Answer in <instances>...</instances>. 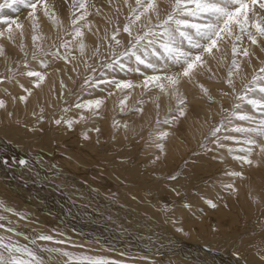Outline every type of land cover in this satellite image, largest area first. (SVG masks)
<instances>
[{"label":"rangeland","instance_id":"374dc122","mask_svg":"<svg viewBox=\"0 0 264 264\" xmlns=\"http://www.w3.org/2000/svg\"><path fill=\"white\" fill-rule=\"evenodd\" d=\"M2 2L3 0H0V3ZM128 2L133 6L135 5V0H128ZM156 2L160 9L161 16L171 11V8L174 4V0H156ZM48 3L49 8L55 11L60 22L56 23L55 21L50 19L44 14L43 9L38 6L36 15L39 17V26L35 30H33L32 27L33 21L31 17H29L30 10L25 8L23 5L17 6L18 11H13L12 9H4L3 13L0 14L9 19H16L19 23L23 24V31H25L22 35L19 34V30L14 31V39L8 40L7 25L0 23V31L5 32V36L0 37V46H2L3 49H11L13 50V53H15L12 59H10L11 61H6L7 59L3 60V56H0L2 58H0V77L4 78L3 80H0V99H3L4 101L7 99L5 103H7L8 101L11 102L12 100V102L15 101V104H20L21 106H23V112H25L26 114L25 115L24 113H22L21 117H18L13 121L15 124L14 126H18L17 129L19 130L18 131L15 127L12 128V130L14 131V133H12L14 134L13 137L10 133L7 132L11 128L10 123L6 121H0V141L5 142L10 146H14L15 149L17 148V150L19 149V152L24 154L23 158H27L30 155L31 162L32 160L34 161L32 163L34 164L35 168L43 166L42 163L46 164L47 161V164L50 165L49 170L52 169L55 172H62L65 174H69L70 176H73V173L74 176L77 174L75 176L77 177L76 179L79 181L81 180V183L84 187L86 186L85 188H87L88 191H96L94 193H97L98 195L100 193L101 197L103 194H105L106 196L104 195L103 198L107 199V201L108 199H113V201L117 200V202L123 203L129 206V208L135 209L136 211L143 214L146 212L148 213V209H150L149 212L151 214L149 213V215L152 217H154V214L151 211L153 207H159L160 205H162L164 208V212L166 211V213L169 212L170 214H172L171 218L170 216V219L166 217L165 221L171 224L170 226L172 231H174V234L179 236L180 238H183V240H193L196 235H193V231L196 228H199L197 236L200 240L196 239V242H204L203 240H206V238L209 236L211 243L209 244V247H212L224 253L230 251V253L232 254V256L230 257H233L235 258V260H237V263L235 264H264V260H262V257H264V153H260L261 156L260 154L257 155L258 149L253 152L251 158L254 161L258 160V164H254L253 166L242 164L238 159H236V157L245 154L242 149H246L248 145L243 141H245L249 137L245 134L235 133L231 131V128L235 126H253L251 122L241 121L233 115V112L236 110L235 105L240 104V112L252 115L257 119H259L261 115L260 112L253 108V106L249 105L246 101H242L237 98L242 94L245 85L249 84L252 77L258 74L259 68L264 67V58H260L258 53H256V50L258 51L257 47L251 45L250 42L246 39V36L245 39L239 43V46L241 47H248L250 52H254L255 50V58L258 56L259 59H255L258 64L254 67V62L251 61V67L254 72H251L252 74L250 76H248L247 78H239V81L234 80L235 90H232L230 86L226 84L227 72L229 67L231 66L232 59L231 44H229L227 48L222 49L220 54H216V60L210 61V65L212 66L210 67L212 69V73L214 74L211 79L209 78L208 72L205 70L201 73V76L199 75L194 77L192 80H186L185 82L183 81L178 95L161 92L158 88L155 87H151L147 90L143 89L142 87L138 88L139 86L132 90H117L115 89L114 85L101 84L99 87L85 85V79H115L117 81L131 80L135 85H141L145 76L159 73H154L153 70L146 69L143 65L138 66L140 68V72L129 70L137 67L134 61H126L127 66L123 70H121L118 66L114 69L105 68L101 63V60L105 56L110 55V52L106 47L108 41L103 40L105 31L110 36L116 26L122 27V25L126 23V17L129 15V8L124 3V0H111V3L109 2V0H48ZM80 4H84L85 7H78ZM117 8L119 10H117ZM254 11H258V6H256ZM259 14L264 15V11L259 12ZM74 15H84L85 19L83 21H80L81 28L85 33L83 38L84 42L86 41L87 44L89 39V42L92 43L91 50L93 51L99 45L101 53L100 57L93 58L91 56V53L81 54L79 50L80 39H73L72 35L73 25L71 24V21ZM249 15L251 17L252 13H249ZM102 21H104V24ZM100 22L103 24V26H100ZM95 25L98 27H95ZM13 27L15 29V26ZM89 29H91V31H89ZM34 36L39 37V39L34 41ZM89 36L92 38H90ZM117 38L121 40V46H119L117 50H120V48L127 46V42L129 40L127 33H123L121 31ZM65 40L70 41V48L67 50V52L63 47H61ZM37 45H39V47H37ZM57 48H59L61 56L67 54L70 57L69 61H65L62 58H58L52 55V53L55 52ZM33 52H35L36 54L35 60L32 59ZM25 60L27 61V67L24 66ZM238 60L241 65L242 63L246 62L244 61L246 60V58H244L243 56L238 57ZM41 61H43L44 63L42 64ZM44 64H47L46 68L44 67ZM93 68L95 69L94 72L92 71ZM9 69H17L16 73L14 74V78H12L13 73H10ZM29 70L39 71L45 75V80L41 83L39 88L35 87V80L37 78L22 75V73H26ZM215 70L219 71L218 74L215 73ZM170 71H179V68L171 67ZM61 82H63V85H65L66 87H62ZM200 84H203L209 89V93L207 95L201 91L199 87ZM21 85H23V87H21ZM46 86H48L49 94L42 92V97L39 96V98L35 100L36 103L33 102L31 106L27 105V102L19 100L20 96L26 94L24 89H29L32 92L31 96H33L37 92H39L41 88ZM211 88H216L215 90L213 89L215 94H218L216 97L214 94H212L213 90H211ZM110 92L111 94H109ZM224 93L228 94L224 95ZM260 95L261 94L258 91L249 93V98H259ZM125 96H127L128 98L122 106L120 102L122 99H124ZM162 96H169L168 98H171V101H169L168 105L166 104L165 107L163 106L164 108H159L158 106H156L160 110L155 107L156 111L154 113L155 116L153 115L154 117H150L146 121V123H142L141 126L139 124L137 128L132 131L125 132V130L121 129L120 127V129H118L119 125L117 124L120 123L118 121L128 119V121L125 120V122H130L138 115H143L145 107L151 106L153 104V101ZM190 97L196 98L198 101L208 105L209 110L211 109L210 112L212 114L210 116V121L213 122H210V126L212 127L210 131L221 122H225L226 126L229 127V132L218 135L221 136V139L225 134L233 135L237 139L232 141H223V143L225 144L224 148L213 146L209 143V140H207L208 142L205 140L206 142L204 144H206L205 146H207V149L214 148V150H206L204 153L200 152V148H198L199 146H196L194 144L190 151L188 149H184V151H182L184 153H181L179 155L181 159L178 162L177 168L180 165L184 167H182V169L180 168V171L174 173L175 175H177L178 180L175 182L169 181L167 177L173 174L168 173L167 175V172L163 170V175H166L162 177L167 180L166 182H164L165 186H169V189H165L167 192L166 195L167 197H171L168 202L170 203V205L168 206L163 205V203L160 204V199H158L159 195L157 198L155 194H151V196H148V199H143L139 195L142 202L148 201V203L143 202V205H141L139 202H136L135 200L133 201L130 198H128L130 200L124 199V197H121V195H118V193L115 195V193H112V190H110L107 186H104L105 184H102L105 182L103 180V177H106L107 179L112 180L113 182L115 181V183L122 185V190H125L127 192V190L129 191V188L127 187V183L125 184V182H127V178L124 175L125 171L131 170L134 172L135 170H139L141 172L142 170L140 168L142 167V169L145 168L144 172L149 171L152 173V170L157 169L158 171L159 168L161 169V167L166 166L168 161H165V156L167 146L170 142V140L168 141L169 135L171 133H174L175 131H179V129L177 128V124L173 123L169 125L166 124L165 121L168 120L171 115L177 112V109L180 106L179 99L181 98H186L185 110L188 113L189 108L191 110V104L189 103ZM96 98H102L104 102L111 100V103L107 108L108 112L106 114H102V112H100L101 109L98 110V114H94V112H90L88 110L85 111L86 109H78L75 107V104L77 103H84L88 100ZM217 102L219 104H217ZM102 106L104 107L105 103ZM122 107L123 111H121ZM12 108L13 106L10 107V110H12ZM138 109H143V113L141 111H138ZM1 110L2 109H0V111ZM34 112L36 113V115H33ZM40 116H42L43 119L38 121V117ZM81 116H84L83 120L80 119ZM107 117L110 119H108ZM56 119H61L62 123L60 125H56L54 123ZM229 119L231 120V125H227V120ZM67 120L74 121L71 128H68L67 124L64 123ZM108 124L112 125L110 126L111 128H109ZM101 125L104 127L107 126V130H104L105 132L103 131L102 133H97L94 129L99 128ZM165 131H167L169 135H167L166 137H161L160 133ZM87 132H89L90 134ZM17 134L19 136H17ZM85 134H87L88 139H85ZM251 138L256 139L258 143L264 144V137L253 135ZM199 142L200 144H202L204 141L199 140ZM158 144H162L163 148L157 147ZM64 146H67L69 148H66ZM79 146L82 147H80V149L83 151L76 152L71 151L70 149L72 147L78 148ZM93 149L95 151H93ZM229 149H232V151H229ZM100 150H102V153H100ZM40 151L42 154L40 153ZM104 154L106 155L104 156ZM193 154L199 155L197 158L191 160ZM189 155H191V157ZM157 156L160 157L158 161L155 160V157ZM19 157L13 158L14 160L16 159V161L14 162L17 163L21 159V156ZM87 159L89 160L87 161ZM62 160H64V162ZM71 161L76 163H73V165H69L68 163H71ZM114 163L116 166L114 165ZM122 165L123 168H121ZM27 166L23 167V169H21L22 167L19 168L20 171L18 172V174L21 175L22 180L24 179L25 181L26 174L32 175L33 173L34 176H32L34 178L31 179L26 177L27 179L25 182L32 181V184H35V190L39 189L38 191L40 193L42 191V188L40 187V184L43 181V177L41 175L42 173H40L36 169H32V167L30 169L29 165ZM74 166L76 167V169ZM95 167L98 168L96 169ZM93 169H96L95 173H93ZM97 170H99V173ZM235 171L242 172L243 176L235 177L225 174ZM111 174L112 177L110 176ZM157 177H159V175H157ZM94 180L96 182H93ZM228 184H232L234 186L233 189L226 188L225 186ZM174 188L180 191V196H177L173 191H170V189ZM45 193L46 192L44 191L41 194L46 195ZM8 198L11 200H8ZM236 198L238 201L235 200ZM208 200L216 203L217 208H211V206L207 202ZM128 201L130 204L127 203ZM19 202L22 203L23 200H18V198L12 197L11 195L7 194V191L1 189L0 187V206L5 207L3 213L8 212L7 214L17 215L14 211H16V209L19 210V207L27 209V203L23 202V205H20ZM52 202H54V200ZM12 203L14 205H12ZM186 204L190 205V207H185ZM9 205L11 206L8 207ZM56 205L58 206V204L51 203L52 207ZM1 208L2 207H0V210ZM173 213H176V215L174 216ZM27 222H33L34 224H36L29 226L27 225L28 230L32 229L31 227L36 226V229H39L38 231H35L36 234H42L44 232L43 234L45 235L50 234L53 237L55 236L51 242L49 241L50 244L53 243L55 245H49L47 241H45L44 244L41 243L39 245V241L36 242V245H33L30 241H21L30 247L39 246V248L46 247L48 249H59L61 243H56V241L63 240L65 242L64 245L61 244L62 247L65 246L68 242L69 245H67L66 247L70 246V249H73L74 247L75 250L77 249V247H79V249H90L87 248V239L83 235H81L77 230L73 228L70 229L69 227L63 225L60 221H58V219L53 218L50 215H47V217L40 215L39 218L37 216L32 217V219L27 218ZM206 222H208V224ZM252 226H254V228H252ZM45 228L48 231H46ZM49 229H52L53 232ZM179 229H183V231H180ZM61 236H63V238ZM55 238H57V240ZM238 238H240V240L238 241V243H235ZM74 241L75 243L74 245H72L71 243ZM82 241H84V243ZM80 242H82L83 244L81 245ZM91 245L93 251L94 249H97V251H99L100 248L96 244L91 243ZM125 248L126 247H119V249H116V252L110 251L112 252H109L108 254V257L111 256L110 258H107L105 254H103L102 256L105 260L110 259L109 262L111 264H118L121 258H127L129 264L198 263L186 260V258H184L180 254L164 256V253L162 254V252L157 249H151L150 251H146V249L143 251L141 250L140 252L138 248H135L134 250ZM45 252L48 256L45 255L46 259L44 260L46 263L44 262V264H66L67 262H71V260L69 261L67 259V256L65 257V255V258L61 257V255L63 254L60 252L55 253V255H53V253L51 254V256L46 250ZM54 257L57 259H55ZM54 260L55 262H53ZM75 264L80 263L76 262ZM229 264H233V262Z\"/></svg>","mask_w":264,"mask_h":264},{"label":"snow or ice","instance_id":"6c2138e0","mask_svg":"<svg viewBox=\"0 0 264 264\" xmlns=\"http://www.w3.org/2000/svg\"><path fill=\"white\" fill-rule=\"evenodd\" d=\"M111 3V0H109ZM124 3L129 8V15L126 17V23L121 26H116L109 36L105 31L103 36L104 41H108L106 47L110 52L109 56H105L101 63L105 68L119 67L121 70L125 69L126 61L137 65L134 69L136 72H140L139 65H143L146 69L153 70V75L145 76L141 85H135L131 80H115V79H85L84 84L99 87L101 84L114 85L117 90H132L136 87H142L147 90L151 87L158 88L161 92L178 95L180 87L183 81L192 80L194 77L199 76L205 70L209 74V78L214 75L210 67V61L217 59V53H221L222 49L227 48L231 44V66L227 72L226 84L230 86L232 90H235V83L233 79L234 72L241 71V63L238 57L243 56L249 60L255 54L250 52L248 47H241L239 43L246 39L251 45L256 46L261 54H264V15H260L259 12L264 11V0H174V4L171 11L161 16L160 9L156 0H135V5L129 4L128 0H124ZM23 5L29 9V17H31L33 24V30L39 26V17L36 15L38 6L43 9V12L50 19L59 23L55 11L49 8L48 0H3L0 3V14L4 9H12L18 11L17 6ZM258 6V11L254 9ZM78 7H85L84 4H80ZM117 10H119L117 8ZM99 11V10H97ZM249 13H252L250 17ZM143 17V19H142ZM85 19L84 15L73 17L71 24L73 25V39L80 38L79 50L81 54L85 52L84 31L81 28L80 21ZM0 23L7 25V39H14V31L19 30V34H23V24L19 23L16 19H9L3 15H0ZM15 26V29L14 27ZM91 31V29H89ZM127 33L129 40L126 47L120 48L121 40L117 37L120 32ZM5 32L0 31V37H4ZM39 37L34 36L33 40H37ZM39 47V45H37ZM66 52L70 48V41L65 40L61 45ZM4 49L0 46V56H3ZM27 55V54H25ZM53 56L62 58L65 61H69L70 57L67 54L61 56L59 48L52 53ZM99 45L92 53L93 58L100 57ZM259 59V57H256ZM32 59H36V54L33 52ZM43 64L44 62L41 61ZM24 66L27 67V61H24ZM47 67V64H44ZM171 67H178L179 71H170ZM10 73H16L17 69H9ZM94 72L95 69L93 68ZM28 77H35V87L39 88L41 83L45 80V75L39 71H27L22 73ZM0 77V80H3ZM62 87H66L61 82ZM23 87V85H21ZM201 91L206 95L209 93V89L203 84L199 85ZM25 95L20 96L19 100L27 102L32 92L29 89H24ZM259 92L261 95L259 98H249V93ZM111 94V93H109ZM228 93H224L227 95ZM127 96L121 100L123 106L127 100ZM242 101H246L249 105L253 106L258 112H260V118L242 113L239 111L241 105H235V111L233 115L241 121H249L253 126L241 127L235 126L231 128L232 132L242 133L249 138L243 141L248 145L246 149H242L245 152L244 155L237 156L242 164L253 166L258 164V160L254 161L251 157L253 152L258 149L257 155L264 153V144L258 143L256 139L251 138L253 135L264 137V67L259 68L258 74L254 75L251 82L245 85L241 95L237 97ZM186 98L179 99V107L177 112L169 117L165 121L166 124L179 125L183 119H187V112L185 110ZM104 104L102 98H96L88 100L84 103H77L75 107L78 109H86L94 114H98V110L101 109ZM5 108V101L0 99V109ZM123 111V107L121 108ZM143 111V109H138ZM9 116L14 115L9 112ZM33 115H36L34 112ZM43 117H38V121ZM81 120L84 116L80 117ZM56 125L62 123L61 119L54 121ZM64 123L68 128H71L74 121L67 120ZM227 125H231V120H227ZM127 125L125 124V128ZM97 133L100 132L99 128L94 129ZM229 127L225 122H221L214 127L209 134V143L213 146L224 148L225 140H236L233 135L218 134L228 133ZM168 132L160 133L161 137H166ZM85 139H88L85 134ZM239 142V141H238ZM157 147L163 148L162 144H158ZM202 148L206 147L201 145ZM208 151H213L214 148H208ZM232 151V149H229ZM159 156L155 157L158 161ZM155 162V161H153ZM20 165H27V160L18 161ZM226 175L242 177L243 173L240 171L225 173ZM169 181H177V175L173 174L167 177ZM228 189H233L232 184L225 186ZM172 191L180 196L178 189H172ZM211 208H217V204L211 200L207 201ZM190 207V205H185ZM4 218L0 217V221ZM6 225L0 222V229H5ZM7 232L12 233L15 231L13 227H7ZM183 231V229H179ZM54 239L51 235L39 234L32 240V244L35 245L37 241H52ZM65 241L59 240L56 243H64ZM46 251L52 253L61 252V249H46ZM65 256H70L69 253L63 252ZM44 257L41 256L37 250L27 245L19 244L12 241L10 238L5 242L3 237H0V264H44ZM89 264H109V261L101 257H83ZM264 260V257H262Z\"/></svg>","mask_w":264,"mask_h":264},{"label":"bare ground","instance_id":"6f19581e","mask_svg":"<svg viewBox=\"0 0 264 264\" xmlns=\"http://www.w3.org/2000/svg\"><path fill=\"white\" fill-rule=\"evenodd\" d=\"M102 22L104 24V21H102ZM103 24L100 22V26H103ZM62 25H63V23H62ZM92 27H93V25H92ZM95 27H98V26L95 25ZM101 29H102V27H101ZM23 32H25V31H23ZM90 38H92V37H90ZM100 39H99V42H100ZM85 44H86V41H85ZM91 44L92 43H90L89 39H88V43L86 44V48H85L84 54L91 53V56H92L93 50H91L92 49V45ZM254 52H255V50H254ZM4 53L5 54L3 55V60L7 59L6 61H9L10 59H12L13 55L15 54V53H13V50H11V49H4ZM256 53H258L260 58L261 57L264 58V56H263L264 54L262 55L259 52V50L258 51L256 50ZM255 56L256 55L252 56V58L250 60L248 58H246V60H244L246 62L242 63V65H241L242 66L241 67V71L240 72H234L233 79L235 81H239V78H245V77L247 78L248 76H250L252 74L251 72H254L252 70V67H251L252 66L251 61L254 62L253 63V67L258 64L255 61V59H256ZM84 57H86V56H84ZM218 72L219 71L215 70L216 74H218ZM200 76H201V74H200ZM215 86H217V85H215ZM138 88H140V87H138ZM213 89L215 90L216 88H211V90H213ZM214 90L212 91L213 92L212 94H214L215 97H216L218 94H215ZM42 92L48 93V86L41 88L39 90V92H37L35 95L31 96L30 99L27 101V105L31 106L32 103L35 102V100L37 98H39V96L43 95ZM168 97L169 96H167V97L162 96V97L157 98L155 101H153L152 105L150 103L151 106L145 107V109L143 111L144 113L142 112L143 115L142 114L138 115L135 119H133L130 122H125V120L128 121V119H124L123 120L121 118L124 122L123 121H118V122H120L119 124H117V125H119L118 129L121 128V129L125 130V132H129V131H132L135 128H137V126L139 124L141 126L142 123H146V121L150 117H152L153 115L155 116L154 113L156 111L155 110L156 106H158L159 108H162L163 106L165 107L166 104L168 105L169 101H171L170 100L171 98H168ZM12 101L11 102L8 101L7 103H5L6 104L5 108L0 111V121L1 122L6 121V122L10 123L11 128L7 132L10 133L12 135V137H13L14 134H12V133H14V131L12 130V128L15 127L14 126L15 124H14L13 121L16 120L18 117H21L22 113L25 114V112H23V106H21L20 104L17 105V104L14 103L15 101L14 102H12ZM222 101H223V99H222ZM218 102H217V104H219ZM104 103H105V106L104 107L102 106L101 107V111H100V112H102V114L103 113L106 114L108 112L107 108H108L109 104L111 103V100L110 101H106ZM189 103L191 104V106H190L191 110L189 108V111L187 113V119H183L182 122L178 125L177 128L179 129V131H175L174 133H171L170 135L168 134L169 135L168 141L170 140V142H169V144L167 146V149H166V156H165L166 160L165 161H168L166 166L161 167V169L159 168L158 171H157V169H154V170H152L153 171L152 173L149 172V171L144 172L145 168L142 169V167L140 169L143 172L142 171L140 172L139 170L138 171L135 170L134 172L131 171V170L125 171L124 175L127 178V182H125V184L127 183V185H128L127 187L129 188V191L127 190V192H129L130 194L127 193L125 190H122V188H121L122 185H119V184L115 183V181L113 182L112 180H109L106 177H103V180L105 182L102 183V184L103 185L105 184L104 186H107L110 190H112L113 191L112 193H115V195L118 193V195H121V197H124V199L130 198L133 201L135 200L136 202H139L141 205H143L142 204L143 202L148 203V201H143L142 202L140 200L139 195L143 199H148V196H151V194H155L157 196V198H158V195H159L158 199H160V204L163 203V205H165V206L170 205V203H168V202H169V199H171V197H169V196L167 197V195H166L167 192L165 190V189H169V186H165L164 182H166L167 180L164 177H162V176H164L166 174L168 175V173L174 174V173L180 171V168L182 169V167H184V166L180 165L177 168L178 162L181 159L179 155L181 153L182 154L184 153V152H182V151H184V149H188L190 151V149L193 147V144L196 145V146H199L198 148H200V152L204 153L207 150V146H206V148L205 147L202 148L201 145H203L207 140H209L208 139L209 138V133H210V129L212 128L210 126L211 123L213 122V121L212 122L210 121V116H211L212 113L210 112L211 109L210 110L208 109L209 108L208 105L198 101L196 98H191V97H190V102ZM227 104H225V105H227ZM12 106H13V108H12V110H10V107H12ZM158 107H156V108H158ZM32 108H33V106H32ZM24 111H26V110H24ZM85 111H87V110H85ZM9 112L13 113L14 115L9 116L8 115ZM108 119H110V118H108ZM125 124L127 125L126 128H125ZM110 126H112V125L110 124L109 128H111ZM106 127L107 126L104 127V126L101 125L99 127L100 130H102V131H100V133H102L104 130H107ZM15 128L17 129L18 126L15 127ZM136 132H137V129H136ZM87 133H89V132H87ZM98 135H100V134H98ZM17 136H19V135L17 134ZM194 140H195V142H194ZM199 140L204 141V142L202 144H200ZM204 145H206V144H204ZM64 147L69 148L67 146H64ZM80 147L81 146H79L78 148L77 147L76 148L72 147L70 149H71V151H76V152L83 151V150L80 149ZM54 151H56V150H54ZM93 151H95V150L93 149ZM34 152H35V150H34ZM40 153H41V151H40ZM100 153H102V150H100ZM113 154H115V153H113ZM105 155L106 154H104V156ZM198 155L197 154H193L191 160L197 158ZM19 156H21L20 160H22L24 154L19 152V149L17 150V148L15 149L14 146H10V145L6 144L5 142H1L0 141V187H1V189L7 191V194L11 195L12 197L18 198V200L22 199L23 202L28 204L27 209L19 207V210H17V209H16V211L12 210L17 215L7 214L8 212L7 213H3V210H4L5 207L0 206V207H2L1 210H0V217L4 218L0 222L5 223V225H6L5 229H0V237H3L5 239V242H7V240L9 238L12 241H14V242H18L19 244H23V245H26V244H24L21 241L26 240L28 242L29 241L32 242L33 238H35L37 235H39L41 233H38V232H37L38 234L35 233V231L39 230V229H36V226L35 227H31L32 229H29V230L27 229V225L28 226L29 225H36L33 222H32L33 224L32 223H28L27 222V218H31L32 219V217H37V216L39 218L40 215H42L44 217H47V215L48 216L50 215L51 217L58 219V221H60L63 225L69 227L70 229L73 228V229L77 230L81 235H83L87 239V241L85 240L88 243L87 244V246H88L87 248L92 249V250L85 249V248H80L79 249V247H77V249L75 250L74 249L75 247L73 249H70L71 248L70 246L66 247L67 245H69L68 242L63 247L61 246V244H60V246L58 244V246L60 247L59 249L62 250L60 253L67 252V253L70 254V256H67V259L69 261L71 260V262L70 263L69 262H67V263L65 262L66 264H75L76 262H78L80 264H89V262L84 260L83 257H101V258H104L102 256L103 254H105L107 256V258H110L111 256L108 257L109 252L110 251L116 252V249H119V247H126L125 249H132V250H134L135 248H138V250H140V252H141V250L143 251V250H146V249H147L146 251H150L151 249H157V250L161 251L162 254L164 253V256H166V255L170 256V255H173V254H180L184 258H186V260H189V261H192V262H195V263L198 262L200 264H229L231 262H233V264L237 263V260H235V258H233V257L231 258L230 257V256H232L230 251L224 253V252L218 251V250H216V249H214L212 247H209L210 246L209 244H211L209 236L206 238V240H203L204 242H202V241H200L201 243L200 242H196L197 240H200L199 237L197 236V234L199 232V228H196L193 231V233H194L193 235H195V234L196 235H195V238L193 240H190V241H188V240L186 241L185 238H184L185 240H183V238H180L179 236L175 235L174 231H172V229H171V226H170L171 224H169V223H167L165 221L166 217L169 218V216H170V218H171L172 214H170L169 212L166 213V211L164 212V208H163L162 205H160L159 207H153V209L151 211L154 214V217H152V216L149 215L150 209H148L149 210L148 213L146 212L148 214L147 215L146 213L143 214L141 212L136 211L135 209H131V208H129V206H127V205H125L123 203L117 202V200L113 201V199L112 200L108 199V201H107V199L103 198V196L105 194L101 193V194H103L102 197H101L100 193H99V195L97 193L96 194L94 193L96 191H93V190H92L93 192L92 191H88L87 188H85L86 186L84 187L83 184L81 183V180L79 181V180L76 179L77 177H75V176L77 174L74 176V173H73V176H70L69 174H65V173H62V172H55L52 169L49 170L50 165L47 164V161H46V164L42 163L43 166L40 167L38 165L39 168H35L34 164L32 163L34 161L32 160V162H31V157L29 155V157H27V158L24 157L23 160H27L28 161L29 164H27V165L30 166V169L32 167V169H34V170L36 169L37 171L42 173L41 175L43 177V181L40 184V187L42 188V191L39 193V191H38L39 189L35 190V188H34L35 184H32V181L25 182L27 178H31V179L34 178L33 177L34 176L33 173H32L33 176L30 175V174L29 175L26 174L27 178L25 177V181H24V179L22 180L21 175L18 174V172L20 171L19 168L22 167L21 169H23V167L27 166V165H20L18 162L17 163L14 162V161H16V159L14 160L13 158H15V157L18 158ZM79 156H81V155H79ZM93 156H91V157H93ZM189 156L191 157V155H189ZM260 156H261V154H260ZM190 157H188V158H190ZM88 160L89 159H87V161ZM263 160H264V158H263ZM62 161L64 162V160H62ZM102 161H103V159H102ZM114 161H115V159H114ZM73 163H76V162L71 161V163H68V164L69 165H73ZM109 164H111V163H109ZM78 165H79V163H78ZM114 165H115V163H114ZM184 165H185V163H184ZM124 166H126V165H124ZM144 166H145V163H144ZM263 166H264V161H263ZM54 167H56V166H54ZM169 167H170V170H169ZM121 168H123V165H122ZM75 169H76V167H75ZM114 169H117V168H114ZM79 170H77V171H79ZM95 170H94L93 173H95ZM99 170H97L98 173H99ZM163 170L165 172H167L164 175H163V173H164ZM23 172H22V174H23ZM114 172H117V171H114ZM154 173L155 174L158 173V174L155 175ZM184 173H185V171H184ZM85 175H82V176H85ZM102 175H105V174H102ZM157 175H159V177H157ZM110 176L112 177V174ZM93 182H96V181L94 180ZM119 183H120V181H119ZM97 184H98V182H97ZM44 191L46 192L45 194L47 196L41 194ZM170 191H172V189H170ZM5 196H8V195H5ZM130 199H128V200H130ZM8 200H11V199L8 198ZM53 200H54V202H52ZM164 200H166V201H164ZM172 200H173V198H172ZM235 200L238 201L237 198ZM50 202L58 204V206L56 205L57 207L56 206L52 207ZM124 202H126V201H124ZM15 203H16V200H15ZM22 203H20V205ZM127 203H129V201ZM234 203H236V202H234ZM3 205H4V203H3ZM12 205H14V204L12 203ZM10 206L11 205H9L8 207H10ZM64 206H66V207H64ZM67 210H68V212H67ZM189 211H191V210H189ZM173 214H174V216L176 215V213H173ZM37 222H38V220H37ZM206 223L208 224V222H206ZM205 224H204V226H205ZM9 226L13 227L15 229V231L12 232V233L7 232L6 229ZM38 227H39V225H38ZM40 227H41V225H40ZM33 228H35V229H33ZM252 228H254V226H252ZM45 230L48 231L46 228H45ZM42 231H43V228H42ZM50 231H52V229ZM47 233H49V232H47ZM65 236H66V233H65ZM61 237L63 238V236H61ZM71 238H72V236H71ZM55 239L57 240V238H55ZM56 240H54V241H56ZM239 240H240V238H238L235 243H238ZM39 242L40 243H38V245L41 244V243L42 244L45 243V241H39ZM47 242L49 243V241H47ZM82 242L84 243V241H82ZM82 242H80L81 245L83 244ZM74 243H75V241L72 242L71 244L74 245ZM91 243L92 244H96L100 248V249L98 248L99 251H97V249L96 250L94 249V251H93ZM51 244H53V243H51ZM51 244L49 243V245H51ZM53 245H55V244H53ZM62 245H64V243H62ZM76 245H77V243H76ZM81 245H80V247H81ZM32 248L37 250L38 253L41 256H43L44 258L46 256H48L47 253L45 252V250L48 249V248H46V247H44V248L40 247L39 248V246L38 247L37 246H33ZM127 251H129V250H127ZM47 252H48V254L50 256H51V254H53V253H51L49 251H47ZM110 253H112V252H110ZM53 255H55V253ZM128 256H129V254H128ZM61 257L65 258L66 256L64 257V255H61ZM55 259H57V258H55ZM109 260L110 259H107V261H109ZM121 260H123V261H121ZM121 260H120L119 263L118 262L117 263L118 264H121V263L129 264L128 263L129 261L127 260V258H125V259L121 258ZM167 261H169V260H167ZM44 262H45V260H44ZM53 262H55V260ZM198 263H196V264H198ZM238 263H239V261H238ZM58 264H60V263H58ZM109 264H111V263L109 262Z\"/></svg>","mask_w":264,"mask_h":264}]
</instances>
